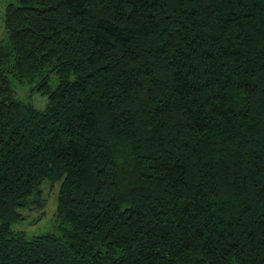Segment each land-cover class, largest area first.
Instances as JSON below:
<instances>
[{
  "label": "trees",
  "instance_id": "trees-1",
  "mask_svg": "<svg viewBox=\"0 0 264 264\" xmlns=\"http://www.w3.org/2000/svg\"><path fill=\"white\" fill-rule=\"evenodd\" d=\"M3 25L0 264H264V0H7ZM47 188L52 231H15Z\"/></svg>",
  "mask_w": 264,
  "mask_h": 264
},
{
  "label": "rangeland",
  "instance_id": "rangeland-1",
  "mask_svg": "<svg viewBox=\"0 0 264 264\" xmlns=\"http://www.w3.org/2000/svg\"><path fill=\"white\" fill-rule=\"evenodd\" d=\"M7 0H0V38L4 37V15ZM36 83L26 85L19 90L21 98L24 101L32 102L38 108H44L46 105V98H43L34 87ZM57 188L46 189L44 198L46 199L44 211L27 210L23 211V220L17 222L13 229L15 231L25 232L28 237L34 235H41L52 231L55 219V209L57 205Z\"/></svg>",
  "mask_w": 264,
  "mask_h": 264
}]
</instances>
